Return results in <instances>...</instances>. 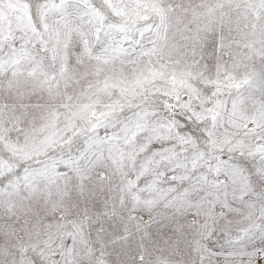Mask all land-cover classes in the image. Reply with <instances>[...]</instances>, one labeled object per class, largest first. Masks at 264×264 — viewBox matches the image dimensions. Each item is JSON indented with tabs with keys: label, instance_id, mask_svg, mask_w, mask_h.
<instances>
[{
	"label": "snow or ice",
	"instance_id": "snow-or-ice-1",
	"mask_svg": "<svg viewBox=\"0 0 264 264\" xmlns=\"http://www.w3.org/2000/svg\"><path fill=\"white\" fill-rule=\"evenodd\" d=\"M0 264H264V0H0Z\"/></svg>",
	"mask_w": 264,
	"mask_h": 264
}]
</instances>
